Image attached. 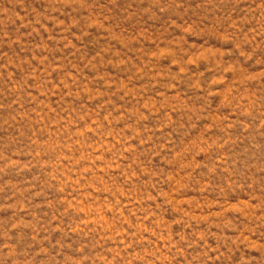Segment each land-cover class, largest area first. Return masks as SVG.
Wrapping results in <instances>:
<instances>
[{
    "label": "rangeland",
    "instance_id": "374dc122",
    "mask_svg": "<svg viewBox=\"0 0 264 264\" xmlns=\"http://www.w3.org/2000/svg\"><path fill=\"white\" fill-rule=\"evenodd\" d=\"M0 264H264V0H0Z\"/></svg>",
    "mask_w": 264,
    "mask_h": 264
}]
</instances>
